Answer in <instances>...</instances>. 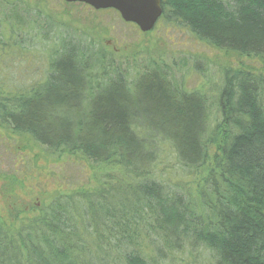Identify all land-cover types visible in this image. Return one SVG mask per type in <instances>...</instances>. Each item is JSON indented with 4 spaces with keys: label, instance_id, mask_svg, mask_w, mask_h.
<instances>
[{
    "label": "trees",
    "instance_id": "16d2710c",
    "mask_svg": "<svg viewBox=\"0 0 264 264\" xmlns=\"http://www.w3.org/2000/svg\"><path fill=\"white\" fill-rule=\"evenodd\" d=\"M162 5L161 21L209 47L264 58V0ZM23 20L6 38L0 18V51L15 46L24 59L39 44L54 59L36 87L0 82V123L101 177L17 231L0 222V264H264L263 78L225 73L212 105L163 64L134 74L69 29ZM30 32L55 38L29 43ZM170 151L183 172L173 180L160 171Z\"/></svg>",
    "mask_w": 264,
    "mask_h": 264
},
{
    "label": "rangeland",
    "instance_id": "374dc122",
    "mask_svg": "<svg viewBox=\"0 0 264 264\" xmlns=\"http://www.w3.org/2000/svg\"><path fill=\"white\" fill-rule=\"evenodd\" d=\"M40 10L47 11L51 19H55L54 29L57 26L62 30L69 29L73 38L92 41L97 50L106 48L114 52L123 68L129 67L134 74L136 70L143 71L151 62L163 64L189 92L204 93L212 105L224 86L223 77L227 72L248 70L264 80V58L209 47L189 30L161 19L155 30L143 34L140 28L126 23L113 9L95 12V9L87 10L79 5L65 6L57 0H0V18L5 21L1 30L6 38H9L8 26H17V15L21 22L24 18L25 25H33L36 19L37 26L44 25L43 18L39 20L38 14L34 13ZM54 34L36 37V33H32L26 38L29 43H38L47 36L53 35L54 39ZM23 39L22 35L17 37L18 42ZM54 52L51 47L43 48L37 44V48L30 49L24 59H20L16 57H21V52L15 46L1 50L0 82L13 84L16 79L22 86L36 87L44 81L47 59H54ZM160 163L163 176L171 180L178 179L183 173L173 151L168 152ZM99 177L100 172L85 159L55 158L29 136L14 133L0 123V222L11 231H17L26 220L38 216L57 196L95 190Z\"/></svg>",
    "mask_w": 264,
    "mask_h": 264
},
{
    "label": "water",
    "instance_id": "95a60500",
    "mask_svg": "<svg viewBox=\"0 0 264 264\" xmlns=\"http://www.w3.org/2000/svg\"><path fill=\"white\" fill-rule=\"evenodd\" d=\"M67 3H82L96 11L113 9L126 23L135 24L141 32L149 33L163 17L162 0H64Z\"/></svg>",
    "mask_w": 264,
    "mask_h": 264
},
{
    "label": "flooded vegetation",
    "instance_id": "af4514ba",
    "mask_svg": "<svg viewBox=\"0 0 264 264\" xmlns=\"http://www.w3.org/2000/svg\"><path fill=\"white\" fill-rule=\"evenodd\" d=\"M58 2H60L61 4H63V5H79L80 7H82V8H86L87 10L88 9H91L92 11H95L94 10V8H92L91 6H89V5H85V4H82V3H77V4H71V3H67L66 1H64V0H57ZM95 12H98V11H95ZM35 14H38V16H36L39 20L41 19V18H43V21H45L44 22V25H42V26H37L38 27V30H40V31H45V29L47 30V29H49V28H51L50 30H52V31H54V30H56V29H59V27L57 26L56 27V29H52V27H54L55 26V24H56V21H55V19H51L52 18V16H51V14L50 13H48L47 11H45V10H40V11H38V13L37 12H34ZM36 22H37V19H36ZM39 22H41V21H39ZM37 24H38V22H37ZM65 31H66V29H65Z\"/></svg>",
    "mask_w": 264,
    "mask_h": 264
}]
</instances>
